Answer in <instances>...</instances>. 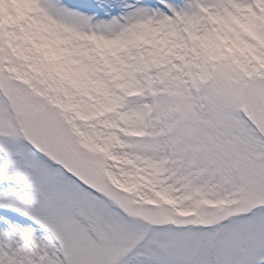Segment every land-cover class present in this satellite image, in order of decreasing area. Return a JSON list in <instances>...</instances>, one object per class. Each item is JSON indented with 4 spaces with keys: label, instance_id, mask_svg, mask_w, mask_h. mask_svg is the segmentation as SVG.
Listing matches in <instances>:
<instances>
[{
    "label": "snow or ice",
    "instance_id": "snow-or-ice-1",
    "mask_svg": "<svg viewBox=\"0 0 264 264\" xmlns=\"http://www.w3.org/2000/svg\"><path fill=\"white\" fill-rule=\"evenodd\" d=\"M0 264H264V0H0Z\"/></svg>",
    "mask_w": 264,
    "mask_h": 264
}]
</instances>
